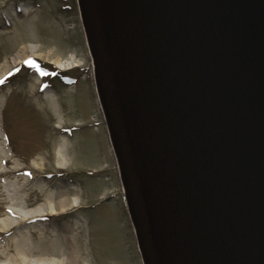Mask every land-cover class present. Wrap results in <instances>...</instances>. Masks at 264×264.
<instances>
[{"label": "water", "instance_id": "95a60500", "mask_svg": "<svg viewBox=\"0 0 264 264\" xmlns=\"http://www.w3.org/2000/svg\"><path fill=\"white\" fill-rule=\"evenodd\" d=\"M147 264H264V0H76Z\"/></svg>", "mask_w": 264, "mask_h": 264}, {"label": "rangeland", "instance_id": "374dc122", "mask_svg": "<svg viewBox=\"0 0 264 264\" xmlns=\"http://www.w3.org/2000/svg\"><path fill=\"white\" fill-rule=\"evenodd\" d=\"M59 149L64 167L56 165ZM0 151L19 181L9 188L26 203L41 202V191L76 193L72 211L19 219L0 232V247L30 238L34 247L48 246L54 235L73 233L82 245L81 264H142L76 0H0Z\"/></svg>", "mask_w": 264, "mask_h": 264}, {"label": "bare ground", "instance_id": "6f19581e", "mask_svg": "<svg viewBox=\"0 0 264 264\" xmlns=\"http://www.w3.org/2000/svg\"><path fill=\"white\" fill-rule=\"evenodd\" d=\"M78 16L84 35L87 53L90 59L96 100L103 119L104 129L115 164L122 197L127 209L131 226L133 228V233L136 238L137 250L141 259V263L147 264L139 242L134 216L127 197L126 185L119 154L97 89L95 61L79 9ZM57 64H59V62H57ZM45 96L49 99L51 98L48 95ZM56 156V165L58 167H64L65 162H63L61 149L57 150ZM9 158V155H6V151H3V153L0 151V232H4L5 230L12 228L19 219L22 220L37 217L43 218L47 215L65 214L72 211V207L76 206V200L74 199L76 194L75 191H71L69 194L66 192H50L46 195H43L41 191L43 196V200L41 202L36 204L26 203V196H18L15 190L9 188L15 187L19 183L18 180L13 178L14 175L12 174V170L14 169L7 170L4 167L7 162H9ZM56 196H58V199H56ZM40 238L43 239L41 235ZM52 238L53 239L48 242V246L45 245L46 243H44V241H41V245L38 247L33 246L31 238L28 240L18 239L15 241H9V243L5 244L4 247H0V264H81L84 261V258L82 257V245L80 242H78L77 235L71 233V237L64 236V238L61 239L57 235H54ZM44 246L49 248L47 252L41 249Z\"/></svg>", "mask_w": 264, "mask_h": 264}, {"label": "trees", "instance_id": "16d2710c", "mask_svg": "<svg viewBox=\"0 0 264 264\" xmlns=\"http://www.w3.org/2000/svg\"><path fill=\"white\" fill-rule=\"evenodd\" d=\"M41 66V65H40ZM44 66V65H43Z\"/></svg>", "mask_w": 264, "mask_h": 264}]
</instances>
